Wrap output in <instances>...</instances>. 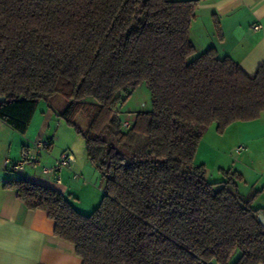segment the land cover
I'll return each instance as SVG.
<instances>
[{
  "label": "trees",
  "instance_id": "trees-1",
  "mask_svg": "<svg viewBox=\"0 0 264 264\" xmlns=\"http://www.w3.org/2000/svg\"><path fill=\"white\" fill-rule=\"evenodd\" d=\"M197 0H0V121L24 135L40 102L88 119L89 161L104 180L88 215L25 178L3 184L53 222L81 264H264L261 190L195 163L215 125L264 113V64L252 76L189 39ZM216 32L220 36L219 27ZM146 85L151 108L122 128L119 106ZM238 256L234 258L235 254Z\"/></svg>",
  "mask_w": 264,
  "mask_h": 264
},
{
  "label": "crops",
  "instance_id": "crops-1",
  "mask_svg": "<svg viewBox=\"0 0 264 264\" xmlns=\"http://www.w3.org/2000/svg\"><path fill=\"white\" fill-rule=\"evenodd\" d=\"M197 1L196 17L189 30V39L196 51L201 53L213 48L217 58H229L245 74L252 76L264 64V0ZM216 25L220 38L215 30ZM258 25L261 28L255 31L254 27ZM65 105V101H60L61 111L56 112L46 103L43 106L39 103L24 135L0 121V264H81L74 246L53 235V222L44 212L28 210L17 200L13 191L3 188L8 179L25 178L62 194L81 214L88 215L86 211L92 212L98 206L104 183L97 190L94 188L99 179L93 175L89 159L82 161L73 156L72 170L62 171L60 185L55 183L52 176L42 175L29 167L23 172H11L4 167L5 160L19 161L25 153L33 156L31 143L37 139L50 142V147L40 155L41 165L51 166L63 153H71L72 145L58 148L54 144L60 129L64 128L60 114ZM134 115L129 119L130 123ZM65 128L68 132V127ZM213 130L215 132V125L205 130L197 148L195 163L200 152H211L210 146L205 145L202 139H206V136L217 138ZM224 133L233 136L228 158L215 152L212 162L215 170L207 172L217 175L219 169L237 171L243 177L240 191L248 194L252 188L261 190L253 207L264 210V113L255 121L232 124ZM237 146L244 147L239 154L234 152ZM86 173L89 180L81 178ZM74 174L78 176L77 179H73ZM99 178L101 180L100 175Z\"/></svg>",
  "mask_w": 264,
  "mask_h": 264
},
{
  "label": "rangeland",
  "instance_id": "rangeland-1",
  "mask_svg": "<svg viewBox=\"0 0 264 264\" xmlns=\"http://www.w3.org/2000/svg\"><path fill=\"white\" fill-rule=\"evenodd\" d=\"M60 101H64V99L60 96L50 99L48 101V106H50L53 110H56V112L59 110V112L61 111L59 108V102ZM41 106L45 105V102H40ZM43 103V104H42ZM151 108V97H150V93L146 87V85L142 84L140 85L130 96V98L121 106L118 107V109H116L117 111L119 110L120 115L119 118L120 119H125L127 121H130L131 118H133V115L136 113H140V112H147L149 111ZM59 116V115H58ZM130 119V120H129ZM63 121V127L60 129L59 134L57 135V137L55 138V146L58 148H64L66 146H70L72 145L71 153L73 154L74 157H76L78 160H87V154H86V146H85V139L83 137L84 133L87 130V125H88V119L83 115V114H79L76 116V118L74 119V124L76 126V128H78L77 132L75 130L74 127L70 126L69 124H67L64 120ZM65 127H68V132L66 130ZM70 129V130H69ZM70 131V132H69ZM226 131V130H225ZM213 133L216 135L217 138H209L206 136V139L203 138V143H205V145L210 146V153H206L203 154L202 152L199 153V156L196 158V164H203V161H205L204 166L207 170H215L214 169V164L212 163L215 159L214 154L215 152L218 154H223L228 158L229 152H230V147L231 145H229L231 143L230 139H232L231 137H233L230 134H225L223 133L222 135H218L217 133L214 132ZM217 147V149H216ZM68 148V147H66ZM207 162V164H206ZM90 167L93 170V175H96V177H98V182L97 185H93L94 188L97 190L99 186H103L104 180L101 178H99V173L96 170L95 166H93L91 163ZM213 177H215V174H211ZM101 176V175H100ZM83 180H89L88 179V174L86 173V175H83L81 177ZM90 182V181H89ZM91 184H93L92 182H90ZM89 183V184H90ZM91 186V185H90ZM93 210V209H92ZM89 212L87 214H90L91 211H86ZM238 256V253L235 254V256L233 257L232 261L234 260V258Z\"/></svg>",
  "mask_w": 264,
  "mask_h": 264
},
{
  "label": "built area",
  "instance_id": "built-area-1",
  "mask_svg": "<svg viewBox=\"0 0 264 264\" xmlns=\"http://www.w3.org/2000/svg\"><path fill=\"white\" fill-rule=\"evenodd\" d=\"M261 28L260 25L254 27L255 31ZM121 126L123 129L127 130L130 128L129 121H122ZM33 149V156L25 153L21 160L19 161H4V167L11 172H23L26 167L32 170L39 171L42 175L52 176L55 183L60 185L62 183L61 173L64 170H72V165L74 163V157L71 153H63L57 159L54 160L51 166H45L40 164V155L45 152L50 147V142L48 140L37 139L31 143ZM244 150L243 146H237L234 149L235 154H239ZM76 174L73 175V179H77Z\"/></svg>",
  "mask_w": 264,
  "mask_h": 264
},
{
  "label": "water",
  "instance_id": "water-1",
  "mask_svg": "<svg viewBox=\"0 0 264 264\" xmlns=\"http://www.w3.org/2000/svg\"><path fill=\"white\" fill-rule=\"evenodd\" d=\"M3 101H4V98H3V97H0V103L3 102ZM257 220H258V222L260 223V225H261L262 227H264V216H262V215H258V216H257Z\"/></svg>",
  "mask_w": 264,
  "mask_h": 264
}]
</instances>
